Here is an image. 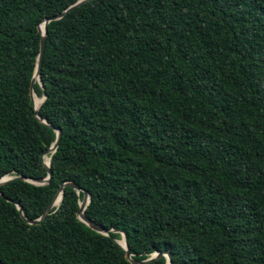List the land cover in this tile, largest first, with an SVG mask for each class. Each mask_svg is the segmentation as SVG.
<instances>
[{
  "label": "trees",
  "instance_id": "1",
  "mask_svg": "<svg viewBox=\"0 0 264 264\" xmlns=\"http://www.w3.org/2000/svg\"><path fill=\"white\" fill-rule=\"evenodd\" d=\"M75 1L0 0V264H264V0L85 1L38 119Z\"/></svg>",
  "mask_w": 264,
  "mask_h": 264
},
{
  "label": "water",
  "instance_id": "2",
  "mask_svg": "<svg viewBox=\"0 0 264 264\" xmlns=\"http://www.w3.org/2000/svg\"><path fill=\"white\" fill-rule=\"evenodd\" d=\"M85 1H89V0H76L74 3H72L67 8H65L63 11H61V12L53 15L50 18L44 19L38 25V30L37 31H39V33H40L39 42H38V44H39V52H38V55H37V61H36V67H35V70H34V74L31 76L30 81H29L30 96H31L32 101H33V106H34V110H35L34 111V114L37 117H38V109H39V106H40L41 102L44 100L45 94H43L42 97L39 98L40 99V104H39L38 107H36L35 106V103H34V101H35V98H34L35 92H34V90H32V85H33L34 81H37L38 84L41 85L40 84V79H39V72H40V67H41V63H42V59H43V55H44V48H45L44 40H45L46 24L50 20H56V19L61 18L68 11L73 10L74 8H76L77 6L81 5ZM40 24H43V30H41ZM38 119H39V117H38ZM41 122H43L47 126L53 128L51 125H49L47 122H45V120L42 119ZM53 130H54L55 136H56L55 137V140L41 154V159H42L43 164L45 165V168H46V175L44 177H42V178H39V179H37V178L36 179H28V178H24L23 176H19L18 178H21V179H25L27 181H30V182L36 184L37 186L42 185V184L49 183L48 181H49V178H50V175H51V171L49 169V167H50L51 154L56 150V148H57V146L59 144V140H60V136H59L60 135V131H59V129L53 128ZM45 155H49V161H48V163H46L44 161V159H43ZM12 178H13V176H8V175L2 176V177H0V184L4 183L7 180L12 179ZM65 185L72 186L75 189H77V191H80L81 190V188L78 187L73 182H70V181H64V182H62L60 184L58 190L53 195L51 201L48 203V205L45 208L44 212H42L37 219L34 218V219H31V220H28L27 222L29 224H35V225L38 224L39 221L42 220L48 212H50L53 208H57L59 206V203H60V201L62 199V195H63V188H64ZM57 199H59V202L58 203H57ZM89 200H90L89 193L87 191H84L83 192V198H82V200L79 203V207H78V210H77V213H76L77 219L80 220L81 223H83V224L87 225L88 227H90L91 229L107 235L109 233V229H105L104 227H101L100 225H98V224H96V223L88 220L85 216H83V213L85 211V208H86L87 204L89 203ZM16 206H17V208L19 210L18 212L22 216V213H21L22 207H21V205L19 203H16ZM113 231L120 232L121 233V236H123V238H124V244H122L121 242H119L118 239H116L115 241L118 243V245H120L125 250V256H126V258H127V260H128L129 263L131 262L133 264H141V263H145V262H148L150 260L159 258L161 255H164L166 257L165 264H170L171 254L169 252L165 251V250L164 251H155V252L151 253L149 257H147L145 259H141V260H135V259H133L132 256H131V253L129 252V248L127 246L125 233L123 231L118 230V229H113Z\"/></svg>",
  "mask_w": 264,
  "mask_h": 264
},
{
  "label": "bare ground",
  "instance_id": "3",
  "mask_svg": "<svg viewBox=\"0 0 264 264\" xmlns=\"http://www.w3.org/2000/svg\"><path fill=\"white\" fill-rule=\"evenodd\" d=\"M40 28H41V30H43V24L42 25H40ZM35 96H37L36 94L34 95V98H35ZM38 99V98H37ZM36 98H35V101H34V103H35V106L36 107H38L39 106V104H40V100L38 101ZM37 100V101H36ZM44 161L46 162V163H48V161H49V155H45L44 156ZM59 202V199H57V203ZM119 242H121L122 244H124V238H123V236H121V238L119 239Z\"/></svg>",
  "mask_w": 264,
  "mask_h": 264
},
{
  "label": "rangeland",
  "instance_id": "4",
  "mask_svg": "<svg viewBox=\"0 0 264 264\" xmlns=\"http://www.w3.org/2000/svg\"><path fill=\"white\" fill-rule=\"evenodd\" d=\"M41 97H42V96H41ZM41 97H39V96H38V97H37V96H35V98H36V99L38 98V99H37L38 101L40 100L39 98H41ZM37 100H36V101H37Z\"/></svg>",
  "mask_w": 264,
  "mask_h": 264
},
{
  "label": "clouds",
  "instance_id": "5",
  "mask_svg": "<svg viewBox=\"0 0 264 264\" xmlns=\"http://www.w3.org/2000/svg\"><path fill=\"white\" fill-rule=\"evenodd\" d=\"M9 176V175H8Z\"/></svg>",
  "mask_w": 264,
  "mask_h": 264
}]
</instances>
